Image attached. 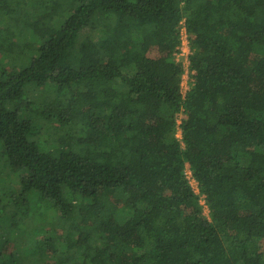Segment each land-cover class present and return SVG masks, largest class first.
<instances>
[{
  "label": "trees",
  "instance_id": "trees-1",
  "mask_svg": "<svg viewBox=\"0 0 264 264\" xmlns=\"http://www.w3.org/2000/svg\"><path fill=\"white\" fill-rule=\"evenodd\" d=\"M0 166V264H264V0H0Z\"/></svg>",
  "mask_w": 264,
  "mask_h": 264
},
{
  "label": "built area",
  "instance_id": "built-area-1",
  "mask_svg": "<svg viewBox=\"0 0 264 264\" xmlns=\"http://www.w3.org/2000/svg\"><path fill=\"white\" fill-rule=\"evenodd\" d=\"M178 35H179L180 44L177 48V51L173 53L172 58L175 63L181 65L183 70V74L181 76V81H180V94L182 97H184L185 93L189 89L190 86L189 83L192 82L191 75L193 74V72L189 70V55H190L189 36L186 30L184 20L181 21L179 24ZM179 124H180V118L177 120L178 127H177L176 137L178 139H180V135H181ZM184 176L192 192L194 193V195L198 197L199 204L203 208V213L207 216L208 208L205 203V197L200 193L198 188V183L196 182L191 171L188 168L185 169Z\"/></svg>",
  "mask_w": 264,
  "mask_h": 264
},
{
  "label": "rangeland",
  "instance_id": "rangeland-1",
  "mask_svg": "<svg viewBox=\"0 0 264 264\" xmlns=\"http://www.w3.org/2000/svg\"><path fill=\"white\" fill-rule=\"evenodd\" d=\"M1 170H2V167L0 166V174H2L1 177L5 181V183H4L5 185L3 184L4 189H2V192H4L3 190H5V187H6V191H8L7 193L9 194V197L10 198L16 197L17 196L16 190L18 188L19 182L21 179L25 178V174H22L21 176H19L18 173L13 172L12 170H9V169H5L3 171H1ZM8 201H9V199H4V198L0 197V212H2V211L4 212V210H5L4 205L7 204ZM2 215H3V213L0 214V226L6 227L3 224L4 221L1 218ZM49 215L51 217H53L52 212H49ZM47 220L49 222L51 220V218L48 216ZM0 231H1V228H0ZM58 234H59V232H58ZM6 239L7 240H1L0 241V246L2 248L1 253H9V251L12 250L13 240L8 239V238H6ZM261 248L264 249L263 244L261 245ZM7 250H9V251H7Z\"/></svg>",
  "mask_w": 264,
  "mask_h": 264
}]
</instances>
